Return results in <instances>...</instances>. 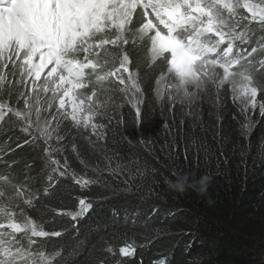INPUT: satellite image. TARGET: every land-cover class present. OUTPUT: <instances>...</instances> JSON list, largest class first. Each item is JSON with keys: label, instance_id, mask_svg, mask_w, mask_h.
<instances>
[{"label": "trees", "instance_id": "obj_1", "mask_svg": "<svg viewBox=\"0 0 264 264\" xmlns=\"http://www.w3.org/2000/svg\"><path fill=\"white\" fill-rule=\"evenodd\" d=\"M141 12L134 15L133 30L142 22ZM245 24L250 25L247 42L236 41L234 54L239 50L247 56L257 48L247 56L252 61L249 72L260 89L259 107L250 113L233 100L226 85L218 95L210 86L208 94L191 106H172L167 98L158 103L154 88L166 70L165 62L149 67L144 56H132L146 102L139 119L127 105L118 110L119 123L109 132L107 147L123 158L114 159L113 168L117 162L133 172L143 168L142 179L129 180L123 171L117 175L104 171L98 177L91 171L85 173L68 146L75 133L65 122L62 155L77 173L101 183L79 188L70 179H62L45 198L48 182L42 171V153L23 144V133L0 124V176L20 186L26 197L39 194L35 209L23 203L21 207L37 223H44V230L62 232L59 237L36 238L34 251L47 256L59 252L52 264H155L160 260L165 264H264V115L260 107L264 103V67L260 65L264 28L258 21L246 20ZM142 41L131 42L125 49L142 53ZM134 58L139 66L134 65ZM102 87L106 91L101 99L123 101L111 81H103ZM77 151L88 169L105 168L81 142H77ZM135 160L138 165L132 163ZM178 168L192 173L183 190L171 186L175 180L171 172ZM80 198L91 202L92 208L76 220L53 216L47 210L74 212ZM129 246L134 253L122 255L120 249Z\"/></svg>", "mask_w": 264, "mask_h": 264}, {"label": "snow or ice", "instance_id": "obj_2", "mask_svg": "<svg viewBox=\"0 0 264 264\" xmlns=\"http://www.w3.org/2000/svg\"><path fill=\"white\" fill-rule=\"evenodd\" d=\"M137 8L142 9V22L133 30ZM241 9L249 16H240ZM244 20L258 21L264 28V0H0V124L23 133V144L42 153V171L48 182L44 197L62 179H70L79 188L101 183L77 173L62 155L65 137L61 127L65 122L75 133L68 146L85 173L91 171L98 177L104 171L110 175L123 171L129 180L143 178V168L136 167L133 172L119 162L113 168L114 159L123 158L107 147L109 132L119 123L118 110L127 105L139 119L146 102L138 74L127 67L130 60L122 45H127L129 38L133 42L147 39L150 65L158 59L166 64L154 88L158 103L167 98L172 106H191L208 94L210 86L218 95L227 84L234 101L255 108L260 89L249 72L252 61L247 56L257 48L247 56L239 50L234 54L236 41L247 42V25L241 28ZM109 45L121 49L119 67L101 75L108 63L101 58V51L105 57L111 55ZM260 65L264 67V60ZM121 70L127 73V82L118 75ZM109 76L118 79L123 101L101 99L106 91L102 82ZM12 100L14 103H9ZM260 107L264 115V103ZM119 119L123 120L122 112ZM77 142L96 154L105 168L88 169L79 159ZM132 163L138 165L139 161ZM191 175L183 169L173 170L171 186L183 190ZM206 179L202 177L200 183ZM38 199L39 194L26 197L20 186L0 176V264H52L59 255L33 250L36 238L62 235L61 231L44 230V223H37L21 207L23 203L35 209ZM91 208V202L80 198L74 212L47 210L53 216L76 220ZM107 251L111 253V247ZM134 251L131 246L120 249L125 256Z\"/></svg>", "mask_w": 264, "mask_h": 264}, {"label": "rangeland", "instance_id": "obj_3", "mask_svg": "<svg viewBox=\"0 0 264 264\" xmlns=\"http://www.w3.org/2000/svg\"><path fill=\"white\" fill-rule=\"evenodd\" d=\"M139 11H141V9H140V8H137V10H136V14H137ZM248 15H249V14H248ZM133 22H134V17H133ZM132 28H133V27H132ZM141 41H142V40H136L135 43H138V42H141ZM131 42L134 43V42L131 40V38H129V43H128L127 45H122V48H124L123 51L126 52L127 55L129 56L130 63L127 65L129 71L138 74L137 71H134V70H133V67H132V65H131L132 56H133V57H137V58H138V56H140L141 58L144 56L145 61H143V60H142V61L144 62V64H146V66H149V67H150V66L152 67V66H154L155 64L161 63L162 60H159V59H158L154 64H151V65H150V54H149V52H148L149 43H148L147 39H144V40L142 41V47H141V50H143V52H142V53H138V54H136V52H133V51L131 50V47H127V48L125 49V47L128 46ZM107 47H108L109 52L111 53V55H109V56H107V57L104 56L103 59L106 58V59L108 60V63L104 66L103 70L100 71V74H101V75H103V73L106 72V71H115V70L119 67V59H120V51H121V49H120V48H117V47H113V46H111V45H109V46H107ZM116 52H117V54H115ZM101 53H103V51H101ZM137 58H134V59H133V63H134L135 66H139V65H138V62L136 61ZM141 66H142V68H143L144 65L142 64ZM45 71H47V69H46ZM118 75H123V76L125 77V79H126V82H127V73H124V72L121 70V73H119ZM107 81H111V83H112L113 85H115L118 89H120L121 86L119 85V81H118V79H117L115 76H109L108 79H107ZM113 81H114V82H113ZM253 81H254V83H255V80H254V79H253ZM255 84H256V83H255ZM225 85L229 88V86H228L227 84H225ZM91 89H92V85H89V88L87 89V91L89 92V94H90V92H91ZM103 89H105V88H103ZM119 92L121 93L120 90H119ZM256 100H257L256 107L253 108L251 105H249L247 108H245V113H250V112H252L254 109H256V108L259 107V103H258V95H257V97H256ZM9 102H10V101H9Z\"/></svg>", "mask_w": 264, "mask_h": 264}, {"label": "bare ground", "instance_id": "obj_4", "mask_svg": "<svg viewBox=\"0 0 264 264\" xmlns=\"http://www.w3.org/2000/svg\"><path fill=\"white\" fill-rule=\"evenodd\" d=\"M241 11V10H240ZM240 16H249L247 12L241 11ZM246 20L242 21L241 28H243V25L245 24ZM241 29H237V31H240ZM250 30V25H247V31Z\"/></svg>", "mask_w": 264, "mask_h": 264}]
</instances>
